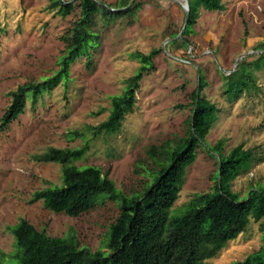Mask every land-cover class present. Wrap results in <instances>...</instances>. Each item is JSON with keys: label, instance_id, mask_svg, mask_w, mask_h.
Segmentation results:
<instances>
[{"label": "rangeland", "instance_id": "obj_1", "mask_svg": "<svg viewBox=\"0 0 264 264\" xmlns=\"http://www.w3.org/2000/svg\"><path fill=\"white\" fill-rule=\"evenodd\" d=\"M61 1L74 5L65 18L57 14L53 0H0V119L11 101L10 93L60 71L66 52L62 36L79 15L77 0ZM95 1L112 5L116 0ZM129 2L135 4L130 14L108 22L96 17L91 26L96 45L67 66L49 93L34 103L26 102L16 119L0 128V264H19L8 230L19 219L48 236H73L79 248L108 255L105 241L119 204L105 199L71 218L45 210L40 201L31 203L34 192L60 185L61 172L60 165L39 163L33 156L49 147L85 144L87 152L74 164L97 167L121 194L135 196L154 167L147 154L150 146L187 134L191 95L198 90L199 74L206 83L200 96L218 112L204 144L196 150L195 161L184 172L168 217L181 216L193 198L214 189L217 161L208 150L219 140L224 154L242 145L264 157V66L253 71L256 88L232 101L223 95L222 78L241 61L255 62L264 52V0H220L223 11L201 8L185 37L177 36L185 19L184 0ZM171 36L174 41L185 38L187 45L181 41L171 45ZM156 49L152 67L141 71L132 113L120 131L97 136L91 129L107 119L109 101L121 95L139 71L141 64L132 55H149ZM257 186L264 188V161L236 177L231 190L243 199ZM261 223L250 219L245 231L206 264L241 262L264 250Z\"/></svg>", "mask_w": 264, "mask_h": 264}, {"label": "trees", "instance_id": "obj_2", "mask_svg": "<svg viewBox=\"0 0 264 264\" xmlns=\"http://www.w3.org/2000/svg\"><path fill=\"white\" fill-rule=\"evenodd\" d=\"M187 4L189 17L181 33L184 37L191 32L199 9H225L220 0H187ZM52 6L63 18L69 16L74 8L73 3L59 0H53ZM75 7L79 15L62 36L66 52L61 58L60 71L47 80L27 83L10 93L11 101L0 119L1 129L22 113L26 102L34 103L44 93H49L65 75L67 66L79 56L87 55L88 49L96 45V35L91 29L96 17L105 22L113 21L134 12L135 4L129 0H116L112 5L95 0H77ZM171 40V45L179 41L187 45L185 38L174 41L171 36ZM158 52L156 49L149 55H132L141 64L139 71L127 81L123 93L109 101L107 119L91 129L97 136H112L120 131L125 117L132 113L134 90L142 78L141 71L152 67V59ZM262 66L264 52L257 61L247 63L243 60L232 72L221 75L225 98L232 101L255 89L253 71ZM205 84L204 77L199 74L198 90L201 91ZM191 99L187 134L158 146H150L147 154L154 167L147 172L145 187L135 196L121 194L97 167H78L74 164L87 152L85 144L78 148L49 147L34 155L36 162L60 165L61 172L60 185L34 192L31 203L40 201L45 210L71 218L99 206L105 199L116 201L119 210L109 226L105 241L108 255L79 248L73 236L63 239L48 236L45 231L19 219L14 228H8L14 239L19 264H206L227 242L245 231L250 219L262 221L264 231V188H251L243 199L231 190L232 181L263 162L264 157L244 149L242 145L224 154L222 140L208 150L217 161L214 189L193 198L181 216L168 217V211L178 198L184 172L195 161L196 150L204 144L218 112L213 104L200 96L192 117L196 91ZM231 264H264V250L260 249L243 261Z\"/></svg>", "mask_w": 264, "mask_h": 264}, {"label": "water", "instance_id": "obj_3", "mask_svg": "<svg viewBox=\"0 0 264 264\" xmlns=\"http://www.w3.org/2000/svg\"><path fill=\"white\" fill-rule=\"evenodd\" d=\"M61 1V0H59ZM184 11H185V19H184V24H183V27H182V30L179 32V34L177 36H180L181 32H183L186 24H187V21H188V17H189V6L187 4V0H184ZM199 97H200V92L199 90L196 91V100L194 102V106H193V114H192V117L194 115V109H195V105H196V102H198L199 100Z\"/></svg>", "mask_w": 264, "mask_h": 264}]
</instances>
